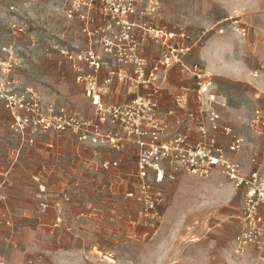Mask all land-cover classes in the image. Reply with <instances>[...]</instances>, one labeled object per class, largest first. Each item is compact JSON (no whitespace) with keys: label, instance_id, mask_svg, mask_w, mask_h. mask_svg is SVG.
Segmentation results:
<instances>
[{"label":"rangeland","instance_id":"1","mask_svg":"<svg viewBox=\"0 0 264 264\" xmlns=\"http://www.w3.org/2000/svg\"><path fill=\"white\" fill-rule=\"evenodd\" d=\"M133 5L128 20L142 40L141 56L144 41L172 35L166 43L162 38L148 47L146 61L184 47L179 62L172 57L169 67L163 66L159 81L172 84L179 77L195 97L196 65L202 80H209L218 100L225 102L221 112L226 123L243 140L237 153L227 155L244 172L251 158L260 161L264 136L253 137L247 123L254 108L264 112V0H133ZM121 31L97 0H0V260L264 264L255 249L233 254L242 189H235L220 169L205 178L175 174L164 184L159 216L143 217L135 203L123 199L125 187L118 179L104 177L95 190L98 171L91 168V148L74 133L44 132L33 124L21 131L13 124L5 107L10 94L34 101L41 113L64 109L92 116L87 74L96 75L105 107L131 99L134 87L117 75L129 65L104 51V40ZM88 50L98 57L96 72L79 58ZM231 66L238 77L227 70ZM218 69L225 72L214 73ZM258 71L261 80L253 76ZM132 166L128 163L121 176Z\"/></svg>","mask_w":264,"mask_h":264},{"label":"built area","instance_id":"2","mask_svg":"<svg viewBox=\"0 0 264 264\" xmlns=\"http://www.w3.org/2000/svg\"><path fill=\"white\" fill-rule=\"evenodd\" d=\"M97 1H100L104 15H108L122 29L113 40H104V51L129 65L127 71L119 69L117 75L137 90L142 87L144 92H136L123 103L105 107L97 92L96 75L87 74L84 78L85 89L95 106L92 116L83 117L64 109H50L47 113H41L34 101L31 100L29 104L24 98H16L14 94H10L5 96V107L11 112L13 124L21 131L32 124L44 132L70 131L80 143L93 148L94 154L101 148L121 151L127 140H134L138 147L134 171L136 191L129 196L135 198L139 206L138 213L143 217L159 216V208L164 202L161 184L167 174L172 177L173 172L183 171L205 178L213 169H220L235 189H242L238 232L233 238V254L242 256L249 249H255L264 260V154L258 162L251 158L245 172L227 155L237 152L243 140L230 126L223 124L222 116L217 110V106L223 104L218 100L211 82L202 80L201 70L196 65L193 66V78L197 79V107L184 112L183 117L190 120L189 126L170 133L169 118L180 117L172 109L167 110L164 117H158L156 78L163 66L169 67L172 57H176L179 62L181 56L178 53L184 47L179 52L175 49L167 51L148 64L139 54L142 40L132 32L135 24L128 20V16L135 13L133 0ZM240 34L244 35L241 32ZM171 37V34L155 35L154 40L157 42L163 38L166 43ZM174 50L176 54H173ZM79 58L88 61L94 72L98 70V57L92 50L79 55ZM253 76L256 77L257 73L254 72ZM21 110L25 114H21ZM247 124L253 133L264 135V112L255 109ZM193 128L197 135H192ZM219 135L230 137L227 150L220 146ZM99 166L116 167L117 162L102 161ZM0 264L7 263L0 260ZM24 264L33 262L27 260Z\"/></svg>","mask_w":264,"mask_h":264},{"label":"crops","instance_id":"3","mask_svg":"<svg viewBox=\"0 0 264 264\" xmlns=\"http://www.w3.org/2000/svg\"><path fill=\"white\" fill-rule=\"evenodd\" d=\"M157 42H159V40ZM153 45H156L154 39H147L146 41H144L142 43V47H141L142 53H143L142 56L145 58V60H147L146 55H147V52L149 51L148 47H153ZM206 49L209 50V49H211V47L208 45L206 47ZM154 61H147V63L150 64V63H152ZM210 61H212V60L211 59L207 60V69H208V63ZM160 71H159L160 73L158 72L159 74H158V79H157V82H156V85L158 87L157 100H158V104H159V107H158V110H157V115H158V117L162 118V117L165 116V112L167 110H169V109L174 110L176 112V114L179 115L180 118H178V119L174 118V117H170L169 118V120H168L169 121V128H170L169 132L171 133V132H175V131L184 130L185 127L189 126V124H190V120L188 118L185 119L183 117L184 112H186L187 110L188 111L194 110L197 107V105H196V95L194 97V94H193L194 90L192 89L190 84L184 83L183 81L180 80V78L178 76H177L178 78L172 84L164 83V82L162 83V81H159V80L161 79V76H162V73H163L164 70L161 69ZM173 71L175 73H178L179 65H175V67L173 68ZM221 72H225V71L224 70L222 71L221 69H218L217 71H214V73H221ZM181 73H183V70H181ZM256 73H257V76L255 78L261 80L260 77H258V75H260L262 72L258 71ZM230 74L233 75L231 72H230ZM233 76H237V75H233ZM119 80L122 81L123 78L120 77ZM134 91H135V93L136 92H144V89L142 87L139 88L138 90L134 88ZM97 92L100 94L101 102L104 105L105 101H104V99L102 97V94L100 93L98 84H97ZM218 99H219V96H218ZM219 101L223 105L217 106V110L219 111V113L222 116L223 124L228 125L226 123L227 121L225 120V117L223 116V114L221 112L222 108L225 106V102L223 100H221V99ZM255 109H259V108L256 107V108L253 109V111ZM191 132H192V135H197V132L195 131L194 128H193V131H191ZM251 133H252L253 137L264 136V135L255 134L252 131H251ZM229 140H230L229 136H225V135H219L218 136V142H219L220 146H222L225 150H227ZM137 148H138L137 144L135 143L134 140H127L125 142L124 148L121 151H118V152L110 151V150L101 148V149H97L96 154H94L93 148H91V156L94 159V160L92 159V161H91L92 164H93L91 168H93L94 170L98 171L96 173L95 177H94V180H95L94 185H95V190L96 191H98V186H97L98 183L100 181H102L104 179V177H105V180L110 181V182L113 181L111 179H114V180L118 179L119 180V184L122 185L123 187H125V189L122 192L123 199L128 200V201H132L133 203H135L138 206V204L136 203L135 198L133 196H129L130 193H135V191H136V189H135L134 171H135V161H136ZM237 152H235V153H237ZM116 153H118V157H114V156L117 155ZM102 161H105V162H107V161L108 162L116 161L117 162V166L116 167L110 166L108 168H101L99 166V164ZM128 163L133 165L132 166L133 168L131 169L129 174L127 172L125 173L126 177L124 178V177L121 176L122 173H123L122 169L128 167ZM175 174H180L181 177H183L182 179H186L187 177L190 176V174H188L189 176H186L187 173H185L183 171L173 172L172 173V177H169L168 174H167L165 176V178L163 179L162 184H161V188H162V193L163 194L165 193L164 184L167 183L168 180L173 179ZM127 177H130L132 179H130V178L128 179ZM128 181H131V184L133 186V188L131 190L126 188L127 185L129 184ZM163 197H164V195H163Z\"/></svg>","mask_w":264,"mask_h":264},{"label":"bare ground","instance_id":"4","mask_svg":"<svg viewBox=\"0 0 264 264\" xmlns=\"http://www.w3.org/2000/svg\"><path fill=\"white\" fill-rule=\"evenodd\" d=\"M209 68L212 70L211 67H209ZM226 68H227V70L230 71V72L233 71V69L235 70V67H233V66H231V68H229V67H226ZM228 68H229V69H228ZM160 72H161V71H160ZM160 72H159V73H160ZM159 73H158V74H159ZM157 79H158V75H157L156 80H157ZM229 190L231 191V189H229ZM230 191H229V192H230ZM106 260H108L109 262L112 261V260L109 259V258H106Z\"/></svg>","mask_w":264,"mask_h":264}]
</instances>
